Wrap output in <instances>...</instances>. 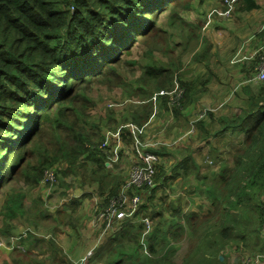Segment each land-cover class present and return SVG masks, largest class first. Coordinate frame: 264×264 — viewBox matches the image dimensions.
Returning <instances> with one entry per match:
<instances>
[{"label":"rangeland","instance_id":"1","mask_svg":"<svg viewBox=\"0 0 264 264\" xmlns=\"http://www.w3.org/2000/svg\"><path fill=\"white\" fill-rule=\"evenodd\" d=\"M244 1L241 0L239 2L241 6H237L232 13L225 10L222 0H204L202 3L199 0H180L178 9H175L174 6L155 18V27L149 31L146 40H140L139 45L137 44L138 46L136 45L131 53L124 54L105 74L100 75L99 78H94L91 83L84 82L77 85L78 98L67 104L68 108L64 111L67 116L62 120V125L56 124L54 126L51 122L44 123L35 141L26 145L20 152L21 155L24 151H34L28 153L32 163L36 165L47 152L49 158L55 162L53 170L65 167L69 161L68 171L63 173L66 168L60 171L58 179L56 178L57 183L50 186H43V183L42 185L39 183L28 184L23 179H11L2 184L0 225H6L4 231H7L3 232L4 235L0 234V259L4 257L5 260L7 259L6 256L16 255V252L11 250V236L15 238L22 232L29 233L33 230L45 237H51L50 239L54 240L56 246L44 241L43 250L45 252L37 249L29 253L30 264H69L68 261L76 264H106L109 260L107 251L99 253L100 250L98 252L100 257L93 258V256L102 244L112 238L114 232L117 231L116 229L119 228V222H114L110 228L106 229V225H99L100 220H96L97 210L94 212V209L97 206L100 210L102 207L99 206V202L107 203L121 192L125 180L132 171L131 167L135 161L133 157L139 159V156L138 153H133L134 149L131 148L130 143L125 145L133 135L128 131V128L124 131L123 136L124 139H129H123L118 144L111 143L107 148H100L99 145L105 138V131H115L118 127L133 121L130 118V111L137 105L132 102L136 99L152 105L150 115L152 122L148 125L147 133L149 134L153 129H160L163 125L168 124L171 127L167 135L174 136L170 139L177 137V132H173L172 128L179 126L181 129H186L190 128L192 124L196 126L198 120L208 116L204 114L205 110H213L217 128L220 127L218 122L220 117L225 115H231V118L235 117L234 106L246 105L248 101L245 97L249 93L248 87L253 88L252 85H246V82L243 84L244 79L240 77V70L245 72V76H247V71L243 69L245 66L241 68L242 59L245 58V65L249 63L248 57L253 54L250 55L246 51L260 48L264 43V38L259 36L262 29L260 18L264 22V0H260L261 6L259 8L242 11V6L245 5ZM190 11L194 15L204 11V15L196 16V19L192 17ZM244 20V28L242 30L237 29L236 25ZM253 23L255 28L250 31L249 27H252ZM195 24L198 25L199 32L203 36L199 39L200 47L204 48L208 46V43H211V52L213 50L214 53L212 60L215 64L214 66L211 64V67L216 70L215 73L213 71L210 73L194 60V55L198 51H202L198 46L188 53L187 49L193 38L191 26ZM160 32H162V36L159 37ZM255 37L257 38L252 40ZM184 47L185 53L182 51ZM263 52L262 50L260 54ZM208 54L210 53L207 52L204 56ZM256 59L260 60L259 57ZM178 61L181 64L180 67L177 64ZM160 63L165 68L168 67L169 70L166 72V74L169 73V81L166 84L163 83V80L166 81L165 75L158 77H145L144 75L150 66L160 65ZM205 75H208L209 78L203 82ZM196 76L199 78L196 79ZM191 78L194 79L196 88L200 90L198 98L192 95L190 103L179 113L175 114L172 110L173 107L170 109L168 106L166 109V101L163 102L164 96L157 95L156 99L153 98L162 89L168 91L174 89L173 92L181 95L182 89L185 91L181 83ZM110 102H115L116 106H110ZM169 110L172 111L174 118L169 114ZM114 115L118 119L112 118ZM159 117L163 120L159 121ZM203 121L204 128L212 125L209 117ZM212 126L214 127V123ZM197 139H199L198 136ZM233 139L232 137L222 139L221 146L229 147L235 142ZM81 140L83 141L81 153L77 154L71 164V159L62 156V153L65 152L64 149L75 148ZM180 142L165 143L157 148L162 157L158 165H164L167 174H170L171 169L177 165L181 156L188 153L185 147L179 146ZM97 150L104 156L105 165L109 169L115 163H118V167L123 164L126 169L128 168L126 174L123 175H126L125 179L116 174L118 167L114 169L116 176L111 174L110 178L105 181L91 179L96 165L90 159L94 154L93 151ZM115 151H117L116 159H112ZM162 151L169 153L163 156ZM201 151L205 161L202 165V172L209 175V179L206 180L207 183L211 182V178L216 173L224 176L223 174L227 172L223 169L232 168L235 165L236 156L234 155L230 160V152L227 150L219 151L217 148L215 151L214 148L210 150L203 148ZM121 153H123L122 156ZM217 154L219 157L214 159ZM18 155L17 152L14 153L11 160L15 161ZM206 162L219 168L214 171ZM8 172H10L9 167ZM69 172L71 175H65ZM81 173L85 176L83 189L77 176ZM192 174L182 177L181 180V176L178 175L170 179L167 186H158L155 197L147 201L149 211H163V216L155 217L152 223L154 227L158 225L157 227H160L162 231H168L167 235L170 237L164 241V245L160 246V249L163 248L164 251V247H169L167 243L171 240V247L167 251L161 254H151L152 258H149L153 261L149 264H161V257L165 255L171 258L173 264H243L244 256L263 254L264 223L255 221L248 208L246 212L243 210L245 206H248L250 200L248 203L243 199L244 201L239 203L236 209L239 206L242 207L234 212L235 216L240 210L249 213L245 220H248L250 225L243 227L244 219H241L234 230L230 228L233 233H238L239 236L233 237L224 244L225 241L218 237V231L226 226L222 225L224 209L218 207L223 206L222 202L219 200L215 205L211 201L213 195L206 192L212 198L206 205L203 198L206 196H200L198 190L201 189L200 193L204 194L205 191L203 190L207 186L202 184L203 182L200 184ZM119 182L122 184L120 185ZM109 184L119 185L116 194L110 193ZM70 187H72V194L66 193L67 188ZM15 190L23 191V206L16 217V213L13 214L15 218L8 219L9 216L3 215L6 212L4 207L5 193ZM253 190L254 188H251L249 191L252 193ZM40 196L45 198V206L48 207L55 219L58 218L57 210L64 207L66 223L59 222L54 230L50 224V219L35 222L29 216L31 214L29 211L36 209ZM71 197L75 198L76 203H78L72 214H70L69 204L66 202ZM172 203L179 204V208H181L180 211L175 212L172 224H175L176 220L183 224L184 219L186 225L168 226L160 223L166 218L171 220L173 212H171L170 207ZM195 208L203 211V213H197L193 216L192 214L195 213L193 209ZM69 214L71 215L70 218ZM228 218L231 219L229 216ZM72 219L73 223L70 222ZM145 226L148 228L146 223ZM174 231H178L179 234H175ZM90 256L92 258L88 261ZM113 257L114 255H111L110 260ZM218 258L222 260L220 261Z\"/></svg>","mask_w":264,"mask_h":264},{"label":"trees","instance_id":"2","mask_svg":"<svg viewBox=\"0 0 264 264\" xmlns=\"http://www.w3.org/2000/svg\"><path fill=\"white\" fill-rule=\"evenodd\" d=\"M244 2L246 10L261 6L258 0ZM180 3V0H0V191L2 184L11 179H23L28 184L40 185L45 170L53 168L55 162L45 152L36 165L29 157V153L34 151H24L20 155L21 150L35 141L44 123L62 125V120L67 116L64 113L68 108L67 104L78 98V84L91 83L94 78L105 74L124 54L131 53L140 40H146L149 31L156 25L157 16L174 6L178 9ZM262 28L264 29V26ZM160 36L162 32L159 33ZM177 64L181 66L179 61ZM167 70L168 67L163 69V65L155 64L150 66L144 75L145 77L165 75L166 81L163 80V83L166 84L169 81ZM208 78L209 76L204 77L203 82ZM181 84L185 91L177 104L171 106V96L163 95L166 109L168 106L170 109L173 107L175 114L185 109L191 101V96L195 94V85L192 81H183ZM181 86L179 87L182 89ZM248 98L247 104H242L237 109L235 117L222 116L218 119L219 128L216 126L212 109L206 110L208 116L203 119L206 121L209 117L212 120L213 133L211 124L204 128L203 119L198 120L195 126L197 130L199 129L198 137L204 144L210 140L212 134L216 136L228 129H233L237 133L243 132L245 138L239 141L235 165L223 169L227 172L223 174L224 176L216 173L210 183L205 180L208 178L207 174L202 172V165L205 163L203 157L197 159L194 151L189 148H186L188 153L181 156L170 174H167L164 165H157L154 186L144 191H132L133 194L141 196V202L133 218L125 219L112 238L99 247L94 257H100L98 252L101 250L99 253L107 251L109 256L106 264H149L153 261L150 259L151 254L167 251L171 247V240L167 243L169 247H164V251L160 246L162 247L164 241L170 238L167 235L168 231H162L158 225L156 227L152 225L155 217L163 216V211H149L147 201L155 197L158 186H167L169 180L178 175L181 176V180L182 177L193 173L192 176L196 180H201L202 184L207 186L203 191L213 195L211 197L215 205L221 200L224 209L222 225L226 226L218 231V237L225 241L224 244L239 236L230 228L234 230L241 219H244L243 227L250 225L249 221L245 220L249 214L244 213L247 208L255 221L264 223V82L259 84V94L255 96L250 94ZM132 102L137 106L130 111V118L139 127L147 126L152 105L142 103L138 99ZM79 137L83 138L81 135ZM82 140L75 148L64 149L65 152L62 153V156L71 159V164L77 154L81 153ZM201 149L203 148H198L196 152L203 153ZM154 151L160 153L158 149ZM16 152L19 154L17 159L11 160V156ZM93 152L90 160L96 166L91 179L105 181L110 178L111 171L106 167L100 151ZM168 153L162 151L163 156ZM67 166L70 167L69 161L65 167L58 169V173L65 168L63 173H66ZM209 166L210 169L214 167L212 164ZM8 167L10 172L7 173ZM68 174L70 172L65 175ZM82 182L85 183L83 174ZM109 187L111 194H116L119 190L117 184H109ZM251 188H254L252 193L249 191ZM66 193L72 194V187L67 188ZM5 196L6 212L3 215L13 219L22 210L24 193L22 190H15L5 193ZM243 199L248 203L250 200V203L243 208L244 212L240 210L235 216L234 212L242 207L236 209L237 205L243 202ZM66 202L72 214L78 203L73 197ZM179 207V204L172 203L171 220L166 218L160 223L168 226L186 225L184 219L183 224H180L179 220L172 224L175 212L181 209ZM29 212H31L29 216L35 222L50 219L54 230L59 222L66 223L64 207L57 210L58 218L55 219L45 206V198L41 196L36 209ZM144 220H148L150 225L148 228ZM70 222L73 223V219ZM99 225L103 224L100 222ZM174 233L179 234L178 231ZM50 238L33 230L20 234L17 238L13 237L11 250H14L16 255L5 260L2 257L0 264L11 262L30 264L29 253L37 249L45 252L44 241L56 246L54 240ZM111 255H114L112 260ZM161 258V264H173L167 255ZM68 263L76 264L72 261Z\"/></svg>","mask_w":264,"mask_h":264},{"label":"built area","instance_id":"3","mask_svg":"<svg viewBox=\"0 0 264 264\" xmlns=\"http://www.w3.org/2000/svg\"><path fill=\"white\" fill-rule=\"evenodd\" d=\"M222 2L225 5V10L232 12L238 0H222ZM254 79L258 81H264V52L263 54H260L258 72L254 76ZM173 90L168 91L162 89L156 95H154L153 98L156 99L157 95H169L171 96L170 105L173 106L177 104L178 100L181 98L183 89L181 95L176 94L175 91L173 92ZM110 106H116V103L110 102ZM206 112L207 111L205 110L204 114H206ZM127 128L128 131H130L133 135L130 139L127 138L129 140L125 143V145L130 143L129 145L132 149H134L133 153H138L139 159L138 157H134L135 161L131 167L132 171L125 180L120 194L117 197H114L107 207L100 210L96 209V220H100L104 226L106 225V229L110 228L114 222H119L120 227V224L125 219L130 218L135 214L141 202V196L139 194H133V190L144 191L154 186V174L156 172V166L160 162V159H162L161 156L154 151V149L159 148L165 143L174 144L175 142L179 141V139L169 140L166 138L162 139L161 136H150L147 133L148 123L147 126L145 125L143 127H139L132 121L118 127L115 131L106 130L104 134V141L99 145V147L107 148L111 143H120L121 140L124 139L123 133ZM195 130V125L192 124L189 132L193 133ZM116 152L117 151H115L112 159H116ZM58 174V169L53 170L52 168L45 170L44 178L41 180L40 184L42 185L43 183V186L55 185V183H57L56 178L58 177ZM144 222L148 225V227L150 226L148 220H144ZM263 261L264 253L256 255L248 254L243 258V264H262Z\"/></svg>","mask_w":264,"mask_h":264},{"label":"crops","instance_id":"4","mask_svg":"<svg viewBox=\"0 0 264 264\" xmlns=\"http://www.w3.org/2000/svg\"><path fill=\"white\" fill-rule=\"evenodd\" d=\"M200 1V3H202V2H204V0H199ZM241 1V0H240ZM239 1V2H240ZM259 1V3H260V5H261V1L260 0H258ZM239 2L236 4V6H235V9H236V7L237 6H241V5H239ZM193 4V3H192ZM194 5V4H193ZM193 5L191 6L192 8H193ZM219 6H220V4H219ZM242 8H243V10L242 11H248V10H246L245 8H244V5L242 6ZM235 9L232 11V13L235 11ZM257 9V8H256ZM251 10H254V9H251ZM241 11V12H242ZM190 13H191V11H190ZM192 14V13H191ZM202 15H204V11H202V12H199L198 13V15H194V14H192V17H195L196 19H197V17L196 16H202ZM191 17V16H190ZM245 22V20L243 21V22H239L237 25H236V28L237 29H239V30H242L243 28H244V23ZM196 23V22H195ZM263 23V24H262ZM260 24L262 25V27H263V25H264V22H262V18H260ZM253 28H255V24L253 23V26L252 27H249V30L251 31ZM191 29H192V31H193V38H192V40H191V43H190V45H189V48L187 49L188 50V53H190V52H192V50L193 49H195V48H197V46H198V48L199 49H202V51L200 52V51H198V53L197 54H195L194 55V60L195 61H197L199 64H200V66H203L205 69H207V71H209L210 73H215L216 72V70L215 69H213L212 67H211V64L214 66L215 64H214V60H212V57H213V50H212V52H211V49H212V47H211V43H208V46H205L204 48H202V47H200V44H199V39L200 38H202L203 36L201 35V33L199 32V27H198V25L197 24H195V25H192L191 26ZM162 32H164V31H162ZM261 33L259 34V36L261 37V38H264V29L262 28L261 29V31H260ZM257 37H255L254 39H252V40H255ZM191 45H193V46H191ZM239 45V44H238ZM185 47H184V49H182V51L185 53ZM189 50H191V51H189ZM264 51V43L260 46V48H256V49H253V50H247L246 52H248L250 55L251 54H253L252 56H250V57H248L249 58V63H247L246 65L244 64L245 63V61H244V59H242V65H241V68H242V66H245V68H243L244 70H246L247 71V76H245V72H243V71H241L240 70V77H241V79H244L243 80V84H245V82L247 83L246 85H252L253 86V88L251 89L250 87H248L249 89V93L247 94V97H245L246 98V100L247 101H249V98H248V96L250 95V94H254V96L255 95H258L259 94V84L261 83H259L258 82V80H256V79H254V76L257 74V68H258V60L256 59L257 57H260V52L261 51ZM194 52V51H193ZM207 52H209L210 54H208L207 56H204ZM252 57H254V58H252ZM177 58V57H176ZM247 58V57H246ZM176 61H177V59H176ZM160 65H162V63H160ZM163 69H166L165 67H164V65H163ZM213 71V72H212ZM206 77H208V75H205ZM199 77H197L196 76V79H198ZM208 80V79H207ZM187 81H192L193 83H194V85H195V96L198 98V95H199V92H200V90L199 89H197L196 88V84H195V81H194V79L193 78H191V79H187ZM242 101V100H241ZM137 105H135V107H136ZM240 106H234V108H233V111H234V114L235 115H237V109L239 108ZM212 112H213V110H212ZM169 114H171L172 115V118H174V115H173V113H172V111L170 110L169 111ZM230 115V114H229ZM226 116V115H225ZM231 116V115H230ZM112 118H116V119H118V117L117 116H112ZM160 120H163L161 117H159V121ZM148 122V125L152 122V118H149V120L147 121ZM210 122L212 123V125H213V122H212V120L210 119ZM191 124V123H190ZM170 127L171 126H169L168 124H166V125H163L160 129H153V131L152 132H150L149 133V135L150 136H161L162 137V139H164V138H166V139H169V140H173V139H170L171 137H174V136H169V135H167V133H168V131H169V129H170ZM196 129V128H195ZM172 130H173V132L174 131H176L177 133H176V135H177V137L175 138V139H179V141H181L180 142V145L179 146H183V147H185V148H189L190 150H192V151H194V155H195V157L197 158V159H199V158H202L203 157V153H197L196 152V150L198 149V148H200V147H202V148H205V149H207V150H210V149H215V151H217V148H219V151H224V150H227V152L229 151L230 152V160H231V158H233V156L236 154V150L238 149V147H239V141L240 140H244V138H245V134L243 133V132H241V133H237V131H234L233 129H228V130H226V131H224V132H222V133H220V134H218V135H214V136H212L211 135V137H210V140H208L207 141V143H203L202 142V140H200V139H197V136H198V130L196 129L195 130V132H193L192 134H189L190 132V128L188 127V128H184V129H181V127H174V128H172ZM213 130H214V127H213V129H212V132L211 133H213ZM235 133H237V134H235ZM228 137H232V138H234L233 140H235V142L234 143H232V144H230L229 145V147H222L221 146V140L222 139H224V138H228ZM122 154L123 153H121V156H122ZM216 157H219V154H217L215 157H214V159H216ZM134 158V157H133ZM132 158V159H133ZM162 158V157H161ZM211 160V159H210ZM217 164V163H216ZM131 165V164H130ZM118 167V163H115L112 167H110L111 169H110V171H111V174H113V175H115L114 174V169L115 168H117ZM219 167H215L214 166V168H213V170L215 171V170H217ZM128 169V168H127ZM126 168H125V166H123V164H121V166L120 167H118V169H116V174L117 175H119V176H121V177H123L124 179H125V177H126V175L125 176H123L124 175V173L126 174V170H127ZM68 175H71V173L70 174H68ZM78 177H79V182H80V185H81V187H82V189H83V187H84V183L82 182V173L81 174H79V175H77ZM116 176V175H115ZM208 176V178H206L205 180H208L209 179V175H207ZM200 182V184H201V180L199 181ZM198 189V188H197ZM198 192H199V195L200 196H206V197H203L204 198V200H205V204L207 205L208 203H209V200H211L212 198H210L208 195H207V193L206 192H204V194H201L200 193V191L198 190ZM111 200V199H110ZM212 201V203H213V200H211ZM110 202V201H109ZM109 202H107V203H105L104 201H102V202H99V206H101L102 208H104V207H106V206H104V205H108V203ZM97 203H98V199H97ZM105 203V204H104ZM221 208H222V206H220ZM101 208V209H102ZM96 209H98V207L96 206L95 207V209H94V212H96ZM193 211L195 212V213H193V214H197V213H199V214H201V213H203V211H201V210H199V209H197V208H195V209H193ZM192 214V215H193ZM133 218V217H132ZM5 226L6 225H0V234L1 235H4V233L2 232V230L5 228ZM16 227V226H15ZM57 227H55V229H56ZM21 234H25V232H22ZM18 237V236H17ZM17 237H15V238H17ZM11 242H10V244H12V242H13V237H11ZM92 255V254H91ZM6 258H9L8 256H6ZM90 258H92L91 256L87 259L88 261L90 260ZM93 258H94V256H93ZM96 258V257H95ZM10 262H11V260H10ZM14 262V261H13ZM11 264H13L12 262H11Z\"/></svg>","mask_w":264,"mask_h":264},{"label":"clouds","instance_id":"5","mask_svg":"<svg viewBox=\"0 0 264 264\" xmlns=\"http://www.w3.org/2000/svg\"><path fill=\"white\" fill-rule=\"evenodd\" d=\"M239 1H240V0H238V2H239ZM238 2H237V3H238ZM237 3H236V4H237ZM236 4H235V6H236ZM235 6H234L233 10L235 9ZM233 10H232V11H233ZM262 82H263V81H262ZM132 217H133V216H131L130 218H132Z\"/></svg>","mask_w":264,"mask_h":264}]
</instances>
